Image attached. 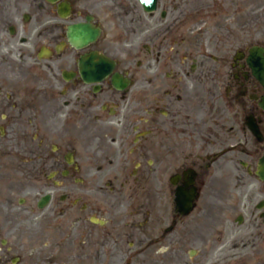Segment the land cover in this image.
<instances>
[{
    "label": "flooded vegetation",
    "instance_id": "obj_1",
    "mask_svg": "<svg viewBox=\"0 0 264 264\" xmlns=\"http://www.w3.org/2000/svg\"><path fill=\"white\" fill-rule=\"evenodd\" d=\"M61 3L72 7L66 20L59 16ZM88 20L101 35L87 49L75 50L67 29ZM17 36L22 37L19 46L25 41L40 47L37 59L42 48L50 50L47 69L60 73L63 82L59 96L52 83L36 93L29 121L23 122L26 110L21 109L18 126L31 141V156L20 170H63V178H69V170H137V176L141 170H173L181 178L176 188L184 187V175L191 171L189 177L196 174L195 185L206 197L209 261L264 264V182L258 177L264 84L257 79L264 62V0H158L153 13L134 0H62L57 5L0 0V109L1 97L16 86L5 73L26 56L13 44ZM90 53L115 64L99 85H86L79 74L80 60ZM115 75L130 85H115ZM232 164L239 173H232ZM61 186L66 194L50 197L78 228L75 237L69 236L73 252L66 264H111L98 248L116 228L106 216L117 207L106 212L102 203L71 198L70 184ZM241 215L248 229L238 225ZM94 216L106 221L93 225ZM5 221L1 206L0 264H19V250L7 246ZM174 222V232L161 237L169 250L165 264H180L183 245L193 242L178 230L183 219L174 216ZM84 240L87 248L82 249ZM141 245L137 241L127 255Z\"/></svg>",
    "mask_w": 264,
    "mask_h": 264
},
{
    "label": "rangeland",
    "instance_id": "obj_2",
    "mask_svg": "<svg viewBox=\"0 0 264 264\" xmlns=\"http://www.w3.org/2000/svg\"><path fill=\"white\" fill-rule=\"evenodd\" d=\"M23 50H26L24 47H21ZM21 68L15 69V76L17 82L24 88L25 81L33 80L32 83H28V92H33L34 89L37 91V88L45 86L41 82H38L37 78L32 77L30 75L31 72H34V62H24L22 61ZM36 70V69H35ZM25 75V76H24ZM52 78V77H51ZM55 86H58L56 83ZM59 88H56V93L59 91ZM15 107L11 105L5 98L1 99V103H3V108L6 114H10L12 123L18 120V115L20 109L24 108V106H18L19 102L15 101ZM43 105L45 102L40 100ZM62 102V100H61ZM45 107V106H44ZM0 109V114L3 112ZM26 119H30V115L26 117ZM16 126L9 128L8 137L3 141L6 147L8 148L7 156L5 157V166L7 168H19L21 166V162L17 159L30 157V153L25 154V150L23 151L26 144H21L16 135ZM22 146V147H21ZM21 147V148H20ZM22 149V151H20ZM20 151V152H19ZM19 154V156H18ZM17 159V160H16ZM153 159H157V156H153ZM4 166V164L2 165ZM53 170H0V189L3 190L5 196L9 200V193L11 190L17 189L16 194H18V198L22 196H27L28 193L34 188L33 184H37L42 190H49L47 185H50L48 182V176L52 173ZM36 172L38 174V181L32 183V174ZM132 170H84L82 174L79 176L83 178L86 182L85 187L73 188V193L77 195L78 192L80 194V189L82 191L89 192V195L84 197L83 201L86 200L92 204L102 203L107 211L117 207V209L110 215V213L105 214L106 218L114 219L115 221V231L113 236L121 238L125 237V231L127 227L125 226L126 220L128 222H132V229H136L135 226L142 222L143 220H147L149 226L144 227L142 231L146 233L147 231L153 230L154 233L157 234L158 228L163 226H157L156 223L159 219V213L163 211L166 212L165 215H168L171 212V204L170 201L164 196L158 195V189L160 186L167 185L168 180L171 178L173 174V170H141L140 174L137 177V184L133 182L131 179ZM34 175V174H33ZM76 176V178H79ZM55 180V179H54ZM113 182L115 189V193L109 192V190H105L104 183ZM73 181L70 180V184L72 185ZM124 184V185H123ZM123 185V186H122ZM80 190V191H79ZM59 193V192H58ZM58 193H56L58 195ZM158 198L161 200L162 205L158 204ZM15 201V199L13 200ZM3 200L0 199V206L2 205ZM110 203V204H109ZM109 204V206H108ZM113 207L111 208V206ZM10 205L6 206V216H5V224L6 229L8 230V242L11 246L15 248H21L23 253H27V257L22 261V264H65V248L63 246V241L66 235L68 234L67 227L65 224V219L63 217L57 216V208L52 207L47 210L41 217L38 218L37 221L34 220V223H29L26 225L16 224L15 220L18 215L17 212L10 213L9 211ZM111 208V209H110ZM127 212V213H126ZM151 214V215H148ZM152 215H156L154 220H152ZM169 217L167 216V226L169 225ZM12 221H7V220ZM200 220L199 214L194 216L193 218L187 220V223L183 225L180 230L183 234L186 230L185 227L187 225L192 226L195 222ZM127 222V223H128ZM155 223V225H152ZM206 223H200V225H205ZM31 225V226H30ZM24 229L28 232L24 233ZM156 230V231H155ZM205 229H199L196 233H205ZM13 234L14 236H12ZM177 234L178 231H177ZM138 234L136 235V237ZM152 237H148L151 239ZM125 240H130L126 239ZM144 242V241H143ZM122 245V244H121ZM124 249H128L127 245L123 244ZM144 244L140 247L143 248ZM33 250V251H32ZM131 250V248H130ZM129 250V251H130ZM160 248L155 247L154 249L148 251V254L144 257H137L136 261L132 262V264H163V254H161ZM39 251H44L49 253L48 260L45 262L38 261L36 258H32ZM135 252V249L132 250ZM34 252V253H33ZM33 254V255H32ZM30 255H32L30 257ZM53 257V258H52ZM53 259L52 263L49 261ZM122 259L124 262V256L122 255ZM134 259V257H133ZM123 262L118 259L113 264H123ZM190 262V264H207V256L206 255H197L194 256L193 261H189L186 259V256H183V264Z\"/></svg>",
    "mask_w": 264,
    "mask_h": 264
},
{
    "label": "water",
    "instance_id": "obj_3",
    "mask_svg": "<svg viewBox=\"0 0 264 264\" xmlns=\"http://www.w3.org/2000/svg\"><path fill=\"white\" fill-rule=\"evenodd\" d=\"M141 2L146 5V0H141ZM75 32H76V34L79 33L81 35L73 38L74 41H83V43H82L83 45L87 44L96 35V33H93V32H87V31L83 32L82 29H77Z\"/></svg>",
    "mask_w": 264,
    "mask_h": 264
}]
</instances>
